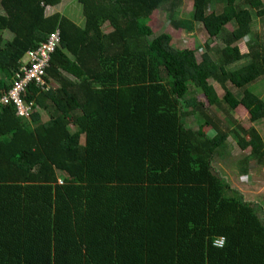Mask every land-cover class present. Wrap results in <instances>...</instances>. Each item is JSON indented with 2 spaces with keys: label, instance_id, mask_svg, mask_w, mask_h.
<instances>
[{
  "label": "trees",
  "instance_id": "trees-1",
  "mask_svg": "<svg viewBox=\"0 0 264 264\" xmlns=\"http://www.w3.org/2000/svg\"><path fill=\"white\" fill-rule=\"evenodd\" d=\"M72 1L82 27L46 14L61 0H0V97L26 52L60 35L46 86L25 93L29 121L0 106V264H264L258 203L228 196L213 166L232 136L251 149L242 176L249 164L264 167V139L232 116L241 107L252 124L264 121V101L248 88L264 76V45L248 38L252 8L264 24L263 2L193 0V20L219 45L212 67L165 33L148 41L140 19L160 6L175 28H193L176 18L180 0ZM215 1L222 10L205 14ZM181 105L213 135L186 128Z\"/></svg>",
  "mask_w": 264,
  "mask_h": 264
},
{
  "label": "rangeland",
  "instance_id": "rangeland-1",
  "mask_svg": "<svg viewBox=\"0 0 264 264\" xmlns=\"http://www.w3.org/2000/svg\"><path fill=\"white\" fill-rule=\"evenodd\" d=\"M261 1L263 2L264 6V0ZM221 7L222 4H220V2H211L208 8H206L205 14L210 12H219L222 10ZM250 11L252 12L253 16V25L251 28L252 34L249 35L248 38H254V35L256 34L260 37V41L264 45V24H262L259 20H257V17H255V9L252 8ZM175 12L177 13L176 18L192 21L193 28L189 31L183 28H175L173 24H171L169 11L166 10L164 6H160L154 10L149 17L140 19V21L150 27L153 32L148 41L152 40L153 37L157 35L165 33L169 35L171 39V45L174 48L192 49L195 51L198 62L204 60L207 61L209 65H212V67H215L214 65H216L217 61L215 49L219 47V45L216 40H209L202 26L193 20V0H180ZM54 13L63 14L67 19L75 21V23L79 26H82L83 24V19L81 17V7L76 1L61 0V3L57 7L53 9H47L46 11L47 15ZM80 21H82V23ZM231 29L232 26L228 25L227 30ZM110 30L111 28L107 24L102 27V31L104 33H107ZM11 38L12 36L8 32L3 34V39L5 41H10ZM234 45L236 51L239 54L247 53L248 50L245 40L238 41ZM247 63L248 59H242L241 61L234 64V66H241ZM209 84L213 85L219 97L223 95L221 89H219L218 85L212 80L209 81ZM248 88L251 93L256 95L260 100L262 99L264 101V76H261V78L255 80L250 86H248ZM230 89L237 96V91L233 88ZM194 98L196 102L205 103V100L201 94L195 95ZM181 110L184 114L182 123L186 128L194 131L201 129V131L205 134H208V136L213 135L209 128L203 124H201V128H199L200 126H197L198 124L196 123V120L192 117V108L181 105ZM215 112L219 114L217 111ZM232 116L236 124L243 130L247 131L250 128H253L258 133V135L264 139V121L258 124H252L246 111L241 107L232 112ZM220 117L229 128L233 129L230 122H227L223 116ZM246 140L248 141V138H246ZM250 150V148H247L244 151L240 150L236 145L235 139L231 136L218 150L213 166L218 176L223 180V183L229 185L230 193L228 196L231 197L233 194H237L236 196L241 197V199L245 202L252 203L253 205L254 203H258L256 211L260 219L264 222V167H257L255 165L249 164L247 167V176L241 175L243 160H245V158H249Z\"/></svg>",
  "mask_w": 264,
  "mask_h": 264
},
{
  "label": "built area",
  "instance_id": "built-area-1",
  "mask_svg": "<svg viewBox=\"0 0 264 264\" xmlns=\"http://www.w3.org/2000/svg\"><path fill=\"white\" fill-rule=\"evenodd\" d=\"M59 45L60 35L59 30L56 29L48 34L45 40L35 49L26 52L21 61L19 72L15 74L8 92L0 97V106L13 107L19 119L29 121L35 109L32 103L24 101L25 93L30 84H35L41 88L46 86L43 80L45 70ZM215 245L220 247L222 241L215 242Z\"/></svg>",
  "mask_w": 264,
  "mask_h": 264
},
{
  "label": "crops",
  "instance_id": "crops-1",
  "mask_svg": "<svg viewBox=\"0 0 264 264\" xmlns=\"http://www.w3.org/2000/svg\"><path fill=\"white\" fill-rule=\"evenodd\" d=\"M64 16V15H63ZM79 20V19H78ZM71 22L73 21V20H70ZM81 23H82V21H80ZM73 23H75V21H73ZM75 25L76 26H79L78 24H76L75 23ZM83 25V24H82ZM79 27H82V26H79ZM103 32V31H102ZM111 32V30L109 31V32H107V33H104V34H108V33H110ZM36 113L40 116V118L42 119V121H45V119H46V116H45V114H44V112L42 111V110H40L39 108L38 109H36ZM258 124V123H257Z\"/></svg>",
  "mask_w": 264,
  "mask_h": 264
}]
</instances>
